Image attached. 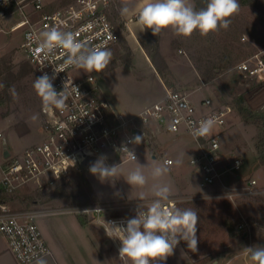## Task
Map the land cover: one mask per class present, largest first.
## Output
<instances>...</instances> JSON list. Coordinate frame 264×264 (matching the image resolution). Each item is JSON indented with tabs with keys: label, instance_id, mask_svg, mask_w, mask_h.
Here are the masks:
<instances>
[{
	"label": "rangeland",
	"instance_id": "1",
	"mask_svg": "<svg viewBox=\"0 0 264 264\" xmlns=\"http://www.w3.org/2000/svg\"><path fill=\"white\" fill-rule=\"evenodd\" d=\"M72 1L45 0V3L47 7L54 9L64 7ZM114 1L111 0L112 9ZM238 3L239 11L230 18L227 29L221 27L207 36H201L198 31H195L190 37L178 36L171 29L162 30L154 36L150 29H146V36L142 39L145 51H148L155 63L161 54L164 56L172 52L176 54V58L171 60L165 56L171 61V66H160L164 83L170 91L189 93L188 101L197 107H200L201 102L206 99H209L215 106L231 107L232 111L226 116L224 127L215 129V131L219 132L218 141L223 155L235 154L241 160V168L236 173L241 176V182H237L231 175H224L223 183L227 188H238L242 186L243 181L253 178L260 190L257 195L234 197L232 201L209 195L202 200H195L194 196V200L179 203L178 208L193 209L199 216L197 250L194 252L187 247L186 242L181 241L174 250L176 255L168 257L164 264H187L183 253L193 264L194 258L198 257V252L208 249L211 239L217 235L213 233L222 221L229 224L227 226L230 227L229 233L232 235L236 226L238 230L244 228L245 221L249 224L246 231H249L261 228L258 222L254 223L256 218L264 220V165H260L257 160L258 155L264 158V81L244 80L235 71V66L246 57L264 49V0H238ZM133 19L137 20L135 15ZM18 21L16 16L0 17V84L4 85L0 88V132L6 137L11 155L22 154L26 148L40 143L44 138L43 105L33 88L36 76L19 48L23 30L10 32V28ZM120 47L123 52L122 56L128 57V50L121 44ZM111 69L112 73L104 80L103 76L101 78V82L106 83L104 91L107 93L109 103L111 99L116 109L119 108L122 112L128 109L129 114L140 113L139 111L149 103L152 96H146L152 81L147 77L144 67L135 72L128 67L116 66ZM190 70H194L192 73L194 80L182 83L183 79H190L188 78L189 72H192ZM88 74L90 73L77 68L71 73L75 79H81ZM91 74L96 77L101 72H91ZM12 89L18 96H13ZM136 100L138 101L135 105H129ZM239 106H242L243 111L249 113V116L241 117L236 110ZM34 115L37 117L36 120L32 119ZM179 135L180 142L183 141L184 146L191 145L192 147L194 142L188 135ZM160 138L166 140L160 149L152 144L148 148L142 141L135 149L137 162L149 166L146 174L153 162L162 163L166 158L173 161L172 159H175V155L178 154V152L174 153V148L169 147L172 140L166 139L165 133ZM152 155L155 158H152ZM180 157L183 162L177 165L174 161L170 165V172L164 178V182L169 183L173 191L177 178L185 175V181L190 184L191 188L203 189L199 185V175L194 173L195 166L189 164L188 147L184 148ZM1 160L2 142L0 141ZM112 164H121L122 172L126 174L135 168L136 161L109 163V165ZM90 174L89 170H74L62 178L53 180L50 177L45 178L38 188L35 183H32L15 193L6 195L11 199V206H19L25 211L68 204L76 208L92 203L94 195L91 183L93 179L94 188L101 191L99 195L117 197L122 195L127 199H132L134 196H139L140 191H144L147 196H151L148 188L131 189L122 176L114 178L116 180L113 182H102ZM151 183L153 181L150 178L149 187ZM219 189L217 186L208 188L214 192ZM22 190L24 191L21 192ZM22 196L25 198H21ZM33 202H37V206H31ZM200 204L204 209L198 208ZM257 209L262 213L260 214ZM242 211L247 213V218H243L245 221L239 215ZM250 212L254 216L249 215ZM209 221L215 225L208 223ZM207 225L213 227L208 228ZM92 231L97 236L105 237L99 226L93 228ZM180 253L182 255H179Z\"/></svg>",
	"mask_w": 264,
	"mask_h": 264
},
{
	"label": "built area",
	"instance_id": "2",
	"mask_svg": "<svg viewBox=\"0 0 264 264\" xmlns=\"http://www.w3.org/2000/svg\"><path fill=\"white\" fill-rule=\"evenodd\" d=\"M14 16L19 21L10 28V32L23 30L19 48L36 78L45 73L51 77L56 70L58 73L53 80L55 89L62 91L64 82L69 80L79 93L68 88L66 108L62 111H46L43 108L44 138L40 143L26 148L22 154L2 158L0 189L3 192L12 194L32 183L41 186L47 177L52 180L62 178L74 170L88 171L90 165L102 155L107 158L108 164L132 161L128 151H133L136 156L137 144L131 142L133 137L140 135L144 142L148 127L155 124L167 133L185 134L193 140L197 151L189 159V164L197 170L200 187L221 186L210 196L232 201L234 197L260 193L253 178L246 179L238 188H227L223 183L224 175L235 177L242 165L237 155H223L218 141L219 132L215 131L224 127L231 107L215 106L206 99L200 104L205 111H201L200 107L188 101V94L169 90L163 99L132 117L119 114L112 118L108 115L107 103L98 95L93 76L75 79L71 75L75 67L65 65V50L57 49L47 57L36 51V37L51 27L71 31L78 40L89 46L110 49L118 42V28L111 18V0H73L64 7L54 9L47 7L45 0H0V17ZM235 71L244 80L264 81V49L246 57L235 66ZM210 116L216 118L212 134L194 137L193 127ZM3 136L0 132V141ZM139 202L92 203L71 207L70 210L101 227L119 258L120 242L106 235L105 222L120 223L134 217ZM181 202V198L171 197L168 206L179 207ZM143 203L146 204L147 200ZM36 215L37 211H11L5 205H0V235L18 264H30L49 252L34 221Z\"/></svg>",
	"mask_w": 264,
	"mask_h": 264
},
{
	"label": "clouds",
	"instance_id": "3",
	"mask_svg": "<svg viewBox=\"0 0 264 264\" xmlns=\"http://www.w3.org/2000/svg\"><path fill=\"white\" fill-rule=\"evenodd\" d=\"M239 11L238 0H207L206 6L197 9L193 0H128L120 9V15L126 16L134 13L141 31L150 29L154 36L162 30L171 29L178 36L190 37L195 31L201 36L216 32L219 28L227 29L230 18ZM38 47L36 51L45 57L57 49L65 50V65L74 66L86 73L103 72L112 61L111 50L102 46H89L77 39L71 31H61L51 27L41 32L36 37ZM50 77L43 74L33 82V88L41 99L46 111L64 110L66 108L67 90L69 87L79 93L72 81H65L63 90L57 91L53 85L55 74ZM4 85L0 84V88ZM14 97L18 96L14 89ZM33 120L37 117L34 115ZM216 125V118L210 116L194 126V137H207L212 134ZM143 137L136 135L132 143L140 144ZM127 148V147H125ZM128 149V148H127ZM129 150V149H128ZM132 161H136L134 169L126 174L122 172L121 164L109 165L105 156H100L89 167V172L102 182H113L121 176L132 188L145 189L151 194L147 199L144 191L139 193V203L136 214L124 221L105 222L106 235L120 242L119 258L125 264H164L167 258L174 254V250L181 241L194 252L197 250V225L199 216L193 209L169 207L171 200V185L164 182L170 172L171 161L162 163L153 162L146 174L148 165H141L133 151H128ZM177 165L180 160L175 162ZM153 181L149 187V179ZM147 200V203H143ZM251 254V259L257 264H264V245L246 247Z\"/></svg>",
	"mask_w": 264,
	"mask_h": 264
},
{
	"label": "crops",
	"instance_id": "4",
	"mask_svg": "<svg viewBox=\"0 0 264 264\" xmlns=\"http://www.w3.org/2000/svg\"><path fill=\"white\" fill-rule=\"evenodd\" d=\"M126 2H128V0H115L113 9L111 5V18L118 28V38L120 39L119 42L109 49L113 53L112 61L110 63L112 64L111 67L109 64L108 67L103 72H101L102 75L99 74V76L97 75L96 77L91 73L86 75L93 76L98 95L101 100L107 103L109 108L108 115L112 118L119 114L129 118L138 114V112L129 114L128 109L122 112L119 110V108L116 109L117 107H115V103L113 104L111 99V103H109L107 99V93L104 91V88H106V83L105 81V84L101 82L102 76L104 80L107 75L113 72L111 68L116 66L128 67L134 72L135 70L140 71L142 67H144L147 77L152 81V85L149 87L150 93L148 92L146 96H152L150 97L149 103L144 105L143 109L139 111L142 112L153 103L163 99L166 95V92L169 91V88L164 83L162 77L163 75H160V66L162 65L163 67H169L171 66V61H169V59L171 60L172 58H176V54H174V52H172V54H165V56L169 59H167L164 54H161L162 57L159 54L161 59L159 57L156 65H154V63L150 60L148 51H145L146 49H144L143 45L144 42L142 41V39L146 36V29L141 31V26L139 25L138 20L133 19L135 15L134 13H130L126 16L120 15L119 9ZM206 2L207 0H193V3L197 9L205 7ZM134 3H139V0H134ZM120 44L122 47L128 50V57L122 56L123 52L121 51ZM190 71H192L189 72L190 75L188 78L190 79H183L182 83H188V81L194 80V74H192L194 73V70ZM139 74L141 75V73ZM186 94L189 95V93ZM137 101L138 100L133 101L129 105H135ZM200 110L203 111L204 109L200 107ZM163 133H165V136H167L166 139L172 140L169 147L174 148L173 151L175 154L178 152V154L175 155V159H172V164L174 161L176 162V160L182 161L180 154L185 147H188V154L190 158L195 154L197 149L195 144H193L192 147L191 145L184 146L185 144L183 141L180 142L179 134L175 135L167 133L161 127H158L155 124H152L148 127L147 138L144 140V142L142 141V143L148 148L151 147L152 144L156 148L160 149V146L166 142V140H162L160 138ZM151 157L155 158L154 155ZM194 173L198 175L197 170H194ZM185 177L186 176L184 175L177 178L176 182L174 183L173 191L171 192V197H179L182 199L181 203L192 199L194 200V196L196 198L195 200H202L214 192L212 190H208V187L201 190L191 188L190 184L185 181ZM234 178L237 182H241L240 175H236ZM35 185L37 188L39 187L38 184ZM91 185L93 186L92 193L94 195V198L91 201L92 203L106 204L119 203L126 200H139V196H134L132 199H127L122 195H120V197L99 195L101 191L94 188L95 184L93 179ZM216 186L218 187V185H215L214 187ZM23 191L24 190L21 192ZM6 194L7 193L0 189V205H5L7 208H10V210H21L19 206H11V199H9ZM21 198H25V196H22ZM151 198V196H147V199ZM33 205L37 206V202H33L31 206ZM199 207H202L201 204L198 206V208ZM70 208L71 206L68 204L55 205L51 207L49 206L34 210L37 211L34 221L49 248V252L39 260L30 264H125V262L116 257L113 246L106 240V238L97 236L94 231H92V229L97 225L90 222L87 218V222L85 224H81L77 218V215L71 212ZM202 209L204 208L202 207ZM242 212L239 214L241 219L247 218L246 211H244L243 214ZM261 213L262 212L260 211V214ZM249 215L254 216L252 212H250ZM255 222H258V225H261V228H255V230L246 231L248 230L247 228L249 224L247 221H245L243 224V229L238 230L236 226L233 234L230 235V227L227 226L229 224H227L225 221H222L220 225H218L215 233H213L217 235L211 239L208 249L198 252V257L194 258L193 264H257V262L251 259V254L246 248L256 245H264V220H259V218H256L254 223ZM208 223L213 225V222L211 221ZM212 225H207V227H213L215 224L213 226ZM244 232H247V234L245 235ZM183 254L185 257V262L187 264H192L189 258H187L186 254ZM179 255L182 254L180 253ZM0 264H18L12 252L9 250L5 239L1 235Z\"/></svg>",
	"mask_w": 264,
	"mask_h": 264
},
{
	"label": "trees",
	"instance_id": "5",
	"mask_svg": "<svg viewBox=\"0 0 264 264\" xmlns=\"http://www.w3.org/2000/svg\"><path fill=\"white\" fill-rule=\"evenodd\" d=\"M119 39V38H118ZM149 54V53H148ZM150 60L154 63V65H156V63H155V61L152 59V57L150 56ZM157 68H158V66H157ZM159 69V68H158ZM160 75H162V73L160 72ZM241 99V98H240ZM241 102V101H240ZM237 113L241 116V117H247V115L249 116V113H247V112H244L243 111V108H242V106H239L237 109ZM246 113V114H245ZM258 163L260 164V165H264V158H261L259 155H258ZM77 218H78V220H79V222L81 223V224H85L86 222H87V219H86V217L85 216H79V215H77Z\"/></svg>",
	"mask_w": 264,
	"mask_h": 264
},
{
	"label": "water",
	"instance_id": "6",
	"mask_svg": "<svg viewBox=\"0 0 264 264\" xmlns=\"http://www.w3.org/2000/svg\"><path fill=\"white\" fill-rule=\"evenodd\" d=\"M1 142H2V158L6 159V158L9 157L10 152L8 150V146H7V142H6V137L5 136H3V139H2ZM244 233H245V235L247 234V232H244Z\"/></svg>",
	"mask_w": 264,
	"mask_h": 264
}]
</instances>
